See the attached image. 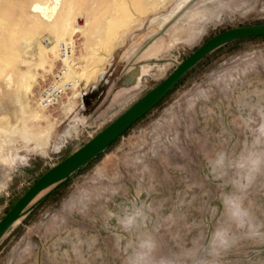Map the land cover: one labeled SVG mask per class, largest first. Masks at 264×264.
<instances>
[{
    "label": "rangeland",
    "instance_id": "rangeland-1",
    "mask_svg": "<svg viewBox=\"0 0 264 264\" xmlns=\"http://www.w3.org/2000/svg\"><path fill=\"white\" fill-rule=\"evenodd\" d=\"M36 2L45 0H0V221L209 39L264 25V0H62L52 22L33 11ZM66 19L78 30L72 37ZM65 41L75 42L78 68L69 66L65 80L76 89L46 110L37 98L61 67ZM262 108L264 38L215 50L99 158L38 196L0 240V264H125L148 232L158 256L192 264L187 253L201 252L224 219L221 182L207 161L243 151L252 136L246 121L259 123ZM249 201L264 221V177ZM141 206L145 219L123 231L118 215ZM222 264H264V245L242 240Z\"/></svg>",
    "mask_w": 264,
    "mask_h": 264
},
{
    "label": "clouds",
    "instance_id": "clouds-1",
    "mask_svg": "<svg viewBox=\"0 0 264 264\" xmlns=\"http://www.w3.org/2000/svg\"><path fill=\"white\" fill-rule=\"evenodd\" d=\"M259 115V123L251 117L246 121L252 136L243 151L237 156L217 151L207 161L210 175L221 182L219 208L224 219L211 231L201 252L187 253L192 264H222L242 240L264 245V221L258 220L249 201L251 190L264 177V108ZM117 219L123 231L131 232L145 219V212L142 206L136 207ZM158 249L159 241L153 233H141L126 255L125 264H178L175 256H158Z\"/></svg>",
    "mask_w": 264,
    "mask_h": 264
},
{
    "label": "water",
    "instance_id": "water-1",
    "mask_svg": "<svg viewBox=\"0 0 264 264\" xmlns=\"http://www.w3.org/2000/svg\"><path fill=\"white\" fill-rule=\"evenodd\" d=\"M252 38H264V25L226 30L200 46L179 64L162 83L142 97L116 121L81 149L41 176L0 221V240L24 216L29 206L38 196L52 187L57 188L68 182L74 174L105 153L139 120L161 103L201 60L225 45Z\"/></svg>",
    "mask_w": 264,
    "mask_h": 264
},
{
    "label": "built area",
    "instance_id": "built-area-1",
    "mask_svg": "<svg viewBox=\"0 0 264 264\" xmlns=\"http://www.w3.org/2000/svg\"><path fill=\"white\" fill-rule=\"evenodd\" d=\"M59 55L62 61L61 67L58 70V73L53 82L44 87L40 92L37 98L38 104L40 107L46 110H51L61 104V102L71 94L75 89L74 81H66L65 75L69 69V65L65 63V60L73 56V52L75 50V42L74 41H65L60 43L59 47ZM74 63L71 64L73 68L77 69L78 65ZM86 96V93H82V98Z\"/></svg>",
    "mask_w": 264,
    "mask_h": 264
},
{
    "label": "bare ground",
    "instance_id": "bare-ground-1",
    "mask_svg": "<svg viewBox=\"0 0 264 264\" xmlns=\"http://www.w3.org/2000/svg\"><path fill=\"white\" fill-rule=\"evenodd\" d=\"M62 7H63L62 6V0H45V2H43V3L42 2H36L34 4V6H33V11L36 14H38V16H40L42 19H44L45 21L52 22L53 20L56 19V16L58 15V12L62 9ZM70 20L69 19H66L65 21H63L64 22L63 23L64 33L72 28L71 23H70ZM76 32H78V30L76 29V27H73L72 28V31L70 32L71 33V37L74 36V33H76ZM100 35L102 36V34H100ZM64 36H66V35H64ZM27 49H28V47H27ZM68 58H70L69 59V62H70V60H72V56H70ZM71 63L72 62H70L69 66H71ZM83 75H85V72H83ZM86 78L89 79V77H86ZM86 81L88 82V80H86Z\"/></svg>",
    "mask_w": 264,
    "mask_h": 264
},
{
    "label": "crops",
    "instance_id": "crops-1",
    "mask_svg": "<svg viewBox=\"0 0 264 264\" xmlns=\"http://www.w3.org/2000/svg\"><path fill=\"white\" fill-rule=\"evenodd\" d=\"M190 19H195V17H190ZM166 22H168V18H165V23ZM163 41L162 42H159V43H156V44H154V45H152L148 50H147V52H146V56L148 57V58H150V57H153V54H154V56H156V55H158L160 52H161V50H162V48H163Z\"/></svg>",
    "mask_w": 264,
    "mask_h": 264
},
{
    "label": "trees",
    "instance_id": "trees-1",
    "mask_svg": "<svg viewBox=\"0 0 264 264\" xmlns=\"http://www.w3.org/2000/svg\"><path fill=\"white\" fill-rule=\"evenodd\" d=\"M251 40H252V39H251ZM253 40H256V38H253ZM225 46H226V45H225ZM223 47H224V46H223ZM100 156H101V155H100ZM100 156H99V157H100ZM99 157H98V158H99ZM96 159H97V158H96ZM96 159H95V160H96ZM64 184H65V183H64ZM62 185H63V184H62ZM60 186H61V185H60ZM54 193H55V192L51 193V194L49 195V197L52 196ZM49 197H48V198H49ZM48 198H47V199H48ZM47 199H46V200H47ZM46 200H45V201H46Z\"/></svg>",
    "mask_w": 264,
    "mask_h": 264
}]
</instances>
